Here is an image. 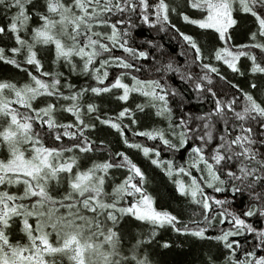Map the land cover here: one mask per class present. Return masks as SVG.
Listing matches in <instances>:
<instances>
[{"label":"snow or ice","instance_id":"6c2138e0","mask_svg":"<svg viewBox=\"0 0 264 264\" xmlns=\"http://www.w3.org/2000/svg\"><path fill=\"white\" fill-rule=\"evenodd\" d=\"M0 12L11 45L0 46V64L27 77L0 78V264H56L55 255L161 264L146 249L166 226L201 245L197 264H264V227L254 223L264 221V0H0ZM144 26L176 36L184 63L165 62L158 40H138ZM188 88L207 110H185ZM129 149L167 177L179 207L154 206L156 173ZM126 215L150 223V234L126 231ZM17 219L26 240L11 239ZM246 234L247 247L235 238Z\"/></svg>","mask_w":264,"mask_h":264},{"label":"trees","instance_id":"16d2710c","mask_svg":"<svg viewBox=\"0 0 264 264\" xmlns=\"http://www.w3.org/2000/svg\"><path fill=\"white\" fill-rule=\"evenodd\" d=\"M237 15H243L242 13H237ZM5 23L4 15L3 12H0V24ZM36 24V20L31 21L30 26H29V33L31 31V26H34ZM178 26L181 28V30H194L195 32H201L202 30L196 28L195 26L191 25H185L183 21L178 22ZM21 35H24V32L22 31L20 33ZM135 35L138 37V40H145V39H156L159 41L160 44H162L163 47V52H164V61H167V57L169 55H172L176 58V60L183 64L184 63V57L180 55L182 51V46H181V41L176 37L173 36L171 33L165 34V33H156V32H150L146 26L137 28L135 31ZM203 39V37H202ZM237 40L239 41V36H237ZM14 43V41L12 42ZM8 44L9 46V40L8 37H0V46ZM145 47H148L145 45ZM151 52H153L156 56V59H161V53L157 52L155 48L150 49ZM207 54V52H206ZM78 59V58H77ZM243 59V58H242ZM149 62H151V58H149ZM222 67L226 68L225 65H222ZM11 66H3L0 64V78L3 77V75H8L13 79L19 80L21 83L24 82V80L27 78L26 74L24 73H19L18 70L11 69ZM63 70V69H62ZM229 78L230 79H235L237 82L243 84V77L239 76V74H232L229 73ZM88 79L87 77L83 76H73L72 82L73 83H82L84 80ZM90 83H94V81L89 80ZM169 82L179 86L180 81L176 77L175 74H169ZM191 89L188 88L186 95H187V100L185 101V110H191L193 113H198L203 110H207L209 105L205 101H198L195 99V93H191ZM259 95V94H257ZM139 99H143L142 97ZM139 99L137 102H139ZM15 106V105H14ZM65 116H68L69 114L65 113ZM2 123H5L3 120H0V125H3ZM129 136H131V133H129ZM143 140V138H139ZM45 143L48 146H52V141L46 140ZM57 145H59V142H56ZM151 141H148V144L151 145ZM119 147H123L122 144L119 145ZM23 148L25 149V154L26 156L31 155V150L28 148L27 145H23ZM129 154L133 157L134 160H136L137 163H139L142 167L145 169L153 170L154 166L150 165V162L146 161L145 158L139 154L136 150L134 149H129ZM65 156H71L73 153L71 152H65ZM187 155L186 152L182 151L180 153H177L176 159L177 161H181L183 158H185ZM8 153L6 149H0V158H7ZM164 157H169L170 153L164 152L163 153ZM78 163H81L82 166H86L83 163L82 157L81 160L78 161ZM75 168V166H74ZM115 171V170H114ZM156 175L154 178V184L149 187V191L154 195L155 197V207L158 209H169V210H174L175 208L179 207L180 205L177 203L176 200L171 198V193L174 190V186L171 184V182L167 179L166 176L162 172H160L159 169H154ZM62 176L66 175L64 173L61 174ZM120 177L118 176V179ZM184 179L187 180V177H184ZM111 186H112V181L109 180L107 184V191L111 193ZM4 187V186H0ZM67 183L66 181L64 182V188L66 189ZM22 191V185H12L9 188V191L15 192L17 190ZM211 192V189L208 190ZM221 199H224L227 197L229 200L232 198V193L230 190L218 194ZM249 202V198L247 196V193L244 195L236 194L235 200L232 203V207L239 211L240 209H243L245 205ZM192 210H196L195 205H190ZM191 217V212H186L185 213V220L189 219ZM32 222L34 223V218L32 219ZM255 225L257 227H263V221H260L259 219L254 221ZM16 227H13L12 229V236L11 239L15 240H26V237L23 236V233L19 231V221L18 219L16 220ZM121 224L123 225L124 229L128 232H130L133 235H138V234H144V235H149L150 230L153 227L150 223L139 221L135 219L134 217L130 215H126L123 217ZM236 239H239L241 244L247 247L245 244V241L251 242L253 239V234H246L245 236L242 237H235ZM51 239H55L54 234L52 235ZM163 240H170L171 241V247L168 249H164L160 247V243ZM149 249L152 250L156 253L155 259L159 260L161 264H197L198 259L200 255L202 254V248L199 243H194L191 237H185L183 235L177 234L172 231L170 227H163L160 228L157 232V236L155 237L154 242H149ZM242 255V253L240 254ZM50 259H55L56 264H70V261L66 256L62 255H55L54 257H49ZM221 260L223 257L220 258Z\"/></svg>","mask_w":264,"mask_h":264},{"label":"rangeland","instance_id":"374dc122","mask_svg":"<svg viewBox=\"0 0 264 264\" xmlns=\"http://www.w3.org/2000/svg\"><path fill=\"white\" fill-rule=\"evenodd\" d=\"M2 124H4V123H2ZM263 223H264V221H263ZM263 227H264V224H263Z\"/></svg>","mask_w":264,"mask_h":264}]
</instances>
